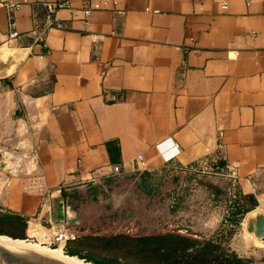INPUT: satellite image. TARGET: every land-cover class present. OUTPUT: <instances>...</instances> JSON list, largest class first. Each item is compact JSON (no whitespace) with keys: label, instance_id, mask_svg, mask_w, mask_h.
<instances>
[{"label":"crops","instance_id":"crops-1","mask_svg":"<svg viewBox=\"0 0 264 264\" xmlns=\"http://www.w3.org/2000/svg\"><path fill=\"white\" fill-rule=\"evenodd\" d=\"M112 1L0 6V119L19 136L0 169V216L25 220L26 238L30 218L66 223L115 168L207 164L235 199L257 201L239 216L264 212V0ZM246 241L227 247L251 259Z\"/></svg>","mask_w":264,"mask_h":264},{"label":"rangeland","instance_id":"rangeland-1","mask_svg":"<svg viewBox=\"0 0 264 264\" xmlns=\"http://www.w3.org/2000/svg\"><path fill=\"white\" fill-rule=\"evenodd\" d=\"M9 125L10 121L0 119V148L11 153L4 158L0 156V162H6L4 166L11 170L16 158L10 144L19 136L17 132L12 136ZM236 192L224 173L209 164L185 173L174 170L148 173L140 169L102 181L74 211L86 234L144 236L179 232L222 240L226 247L235 243L238 250H248L246 240H251L256 248L252 249L255 253L249 264H264V244L257 243L246 232L244 217L232 216L231 231L222 226L231 206L235 213L239 212L237 202L241 197L235 199ZM246 205L250 202L246 201L242 207ZM223 231L226 236H219Z\"/></svg>","mask_w":264,"mask_h":264},{"label":"trees","instance_id":"trees-1","mask_svg":"<svg viewBox=\"0 0 264 264\" xmlns=\"http://www.w3.org/2000/svg\"><path fill=\"white\" fill-rule=\"evenodd\" d=\"M245 199L256 206L254 197L240 198L239 212L245 214ZM242 207V208H241ZM233 221L236 222V220ZM238 221V220H237ZM79 237L68 242L65 254L93 264H249L250 260L223 245L222 240L202 239L191 234L166 232L144 236L116 233L86 234L82 226H70ZM26 221L0 216V234L25 238Z\"/></svg>","mask_w":264,"mask_h":264},{"label":"built area","instance_id":"built-area-1","mask_svg":"<svg viewBox=\"0 0 264 264\" xmlns=\"http://www.w3.org/2000/svg\"><path fill=\"white\" fill-rule=\"evenodd\" d=\"M90 1L95 3L98 0ZM44 5L49 10L48 25L54 27L56 24L51 14L54 12L56 6H51L47 3H44ZM0 6L8 11H18L20 9V4L17 2V0H0ZM112 6L113 8L117 9L118 1L113 0ZM59 7H61V5ZM223 9H227V4H223ZM18 37L19 34L17 32L10 34L11 39H16ZM0 156L1 158L5 157V153L2 148H0ZM138 161L144 163V158L140 156ZM3 163L5 164V162L1 161L0 165ZM115 173L120 174V169L115 168ZM231 175L235 176L233 169L231 171ZM27 228L29 230L26 237L27 241L43 243L44 245L51 248H59L60 246H63L64 250L66 249L68 242L75 240L80 235L77 230L71 228L69 225H67V223L60 224L53 221L52 219H49L48 225L44 226L39 222V217L30 218L27 221ZM30 229H32V234H30Z\"/></svg>","mask_w":264,"mask_h":264},{"label":"water","instance_id":"water-1","mask_svg":"<svg viewBox=\"0 0 264 264\" xmlns=\"http://www.w3.org/2000/svg\"><path fill=\"white\" fill-rule=\"evenodd\" d=\"M10 63V61H9ZM67 225L82 224L75 211L67 208ZM246 232L253 238L264 240V212L256 210L249 214L244 224ZM242 257V256H241ZM0 264H74L42 251L13 249L0 245Z\"/></svg>","mask_w":264,"mask_h":264},{"label":"bare ground","instance_id":"bare-ground-1","mask_svg":"<svg viewBox=\"0 0 264 264\" xmlns=\"http://www.w3.org/2000/svg\"><path fill=\"white\" fill-rule=\"evenodd\" d=\"M30 234H32V229H30ZM259 242L261 243V240ZM0 245L13 249L42 251L50 255L56 256L58 258L64 259L66 261L72 262L74 264H93L91 262H87L83 259H80L79 257L69 256L65 254V250L63 246H60L59 248H51L44 245L43 243L31 242V241H27L26 239L24 240L14 239L10 236L1 235V234H0Z\"/></svg>","mask_w":264,"mask_h":264}]
</instances>
